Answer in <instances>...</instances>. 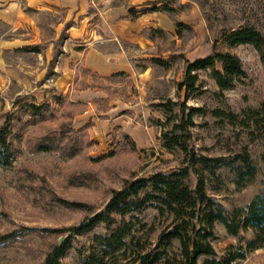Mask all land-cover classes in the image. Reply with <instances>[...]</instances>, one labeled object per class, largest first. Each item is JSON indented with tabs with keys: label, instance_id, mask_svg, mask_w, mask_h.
<instances>
[{
	"label": "rangeland",
	"instance_id": "rangeland-1",
	"mask_svg": "<svg viewBox=\"0 0 264 264\" xmlns=\"http://www.w3.org/2000/svg\"><path fill=\"white\" fill-rule=\"evenodd\" d=\"M164 5L171 11L162 10ZM152 6L157 11L151 12ZM62 19V27L55 30ZM176 22L183 27L176 28ZM39 23L38 33L9 32L0 23V39L24 43L2 55L6 66L0 68V124L9 119L14 151L11 166L0 168V236L14 238L0 247V264H42L50 247L69 236L67 228L102 212L110 192L124 181L182 168V154L164 150L161 133L162 127L169 131L172 124L182 125L188 108L199 110L191 118L193 126L179 132L188 151L228 161L246 154L255 167L253 179L241 188L234 185L229 170L219 169V187L206 182L211 200L231 213L264 190V66L249 45L228 47L221 38L223 31L239 26L253 27L264 38V0H83L70 4L67 16L59 11L45 13ZM90 49L119 51L135 74L99 77L78 69L74 85L94 93L89 105L73 103L61 94L41 98V93L35 95L37 90L10 77L19 64L37 61L44 74L38 84L56 61ZM212 51L236 55L242 77L229 90L220 91L208 71L196 70L192 74L197 76V90H179L187 64ZM29 102L47 104L41 121L30 123L24 114L21 106ZM168 102L170 111L165 112L170 121L165 124L164 109L154 105ZM215 110L224 116L216 117ZM68 128L75 133L65 132ZM61 130L65 137L78 139L75 155L34 151L40 138ZM190 181L194 184L193 175ZM112 219L113 226L121 221L117 216ZM123 220L131 225L125 254L104 259L105 264H129L135 255L148 252L162 253L157 264H178V241L158 243V236L174 224L171 215L159 216L155 209L145 208ZM104 233L103 225H98L71 237L60 263L84 264L95 248L92 237ZM213 233L210 244L217 259L252 237L250 230L230 237L218 223ZM202 260L199 257L197 264ZM232 264H264V248L247 252Z\"/></svg>",
	"mask_w": 264,
	"mask_h": 264
},
{
	"label": "trees",
	"instance_id": "trees-1",
	"mask_svg": "<svg viewBox=\"0 0 264 264\" xmlns=\"http://www.w3.org/2000/svg\"><path fill=\"white\" fill-rule=\"evenodd\" d=\"M161 7L164 11H171L167 5ZM157 9L156 6L149 8L151 12ZM128 13L131 14L133 11L129 9ZM175 26L176 28L183 27L178 22ZM221 38L228 47L249 45L258 53L264 66V38L253 27L239 26L228 29L223 31ZM156 62L163 63L160 60ZM196 70L208 71L210 78L220 91L229 90L233 83L243 75L240 60L236 55L212 51L205 58L196 59L187 64L183 81L177 86L179 90L183 89L185 93H194L197 90L195 86L197 76L192 74ZM169 103L154 105L156 108L164 109L165 124L170 121L167 116L168 112H165V109L170 111L169 105L171 104ZM46 105L29 102L21 107L30 123H36L41 121ZM197 112L199 110L196 108H188L182 125L172 124L169 131H164L162 127L161 146L168 152L178 150L182 154L184 165L182 168L169 173H154L147 178L139 177L124 181L119 189L110 192L102 212L85 218L76 226L67 228L69 236L50 247L42 264H61L60 259L70 248L69 239L89 233L98 225H103L105 233L92 237L95 248L87 255L83 263L105 264L104 259L114 260L118 253L125 254L127 247L125 240L130 235L131 225L123 218L127 215L138 214L145 208L155 209L159 216L164 214L172 216V221H174L172 228L158 236V243L168 244L174 239L178 241V264H197L199 257H203L202 264H232L234 261L243 260L247 252L264 248V190L254 195L244 208L234 209L231 213L224 212L206 194L207 181L216 183L217 186L214 189L219 187L220 177L216 174L219 169L229 170L234 176V185L241 188L253 179L255 167L246 154L237 155L233 160L228 161L220 157L209 158L188 151L179 132L185 131L188 126H193L191 118ZM213 113L216 117L224 116V113L219 110ZM65 132L75 133L69 128ZM10 133L9 119L4 120L0 124V168L2 169L10 167L14 158V151L9 141ZM77 140L70 136L65 137L61 130L57 134L40 138L35 142L33 149L41 153L58 151L64 156L71 157L79 151ZM191 175L195 177L194 184L190 181ZM63 204L74 205L66 202ZM112 216L121 218L118 225L113 226L115 222ZM193 222H197L198 225H194ZM215 223L220 224L226 235L230 237H238L239 232L246 230L251 231L252 237L243 246L230 247L222 258L217 259L210 244L214 238L213 225ZM12 239H14L13 234L1 235L0 247ZM162 259L161 252L153 254L148 252L135 255L129 260V264H157ZM167 261V259L164 260V263Z\"/></svg>",
	"mask_w": 264,
	"mask_h": 264
},
{
	"label": "crops",
	"instance_id": "crops-1",
	"mask_svg": "<svg viewBox=\"0 0 264 264\" xmlns=\"http://www.w3.org/2000/svg\"><path fill=\"white\" fill-rule=\"evenodd\" d=\"M83 0H0V23L9 32L18 29L29 30L30 33H38L40 30L39 19L45 13H60L67 16L68 8L72 3L82 2ZM54 10V12H53ZM64 12V13H63ZM114 13L113 11L109 14ZM141 16V15H140ZM63 19L55 24L54 29L59 30L62 27ZM24 45L13 38L0 39V68H4V54L9 50H16ZM3 55V57H2ZM37 61L33 65L19 64L17 70H11L10 77L13 81L19 83L22 87H28L31 90H37L41 98L61 94L73 103L89 105L95 97L88 88L77 89L75 73L81 69L88 74H94L99 77H109L117 75H134L132 65L123 59L122 53L114 51L112 53H103L96 49H90L83 54L73 51L68 58L56 61L51 67L48 75L43 82L37 84L43 73ZM46 66V65H45ZM140 76V72H136ZM78 81V80H77ZM87 115L88 111L84 112ZM76 117H83L78 115ZM83 119V118H82ZM85 120V119H84ZM83 120V121H84ZM81 122L79 125H83ZM92 129H94L92 127Z\"/></svg>",
	"mask_w": 264,
	"mask_h": 264
}]
</instances>
